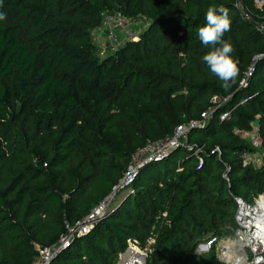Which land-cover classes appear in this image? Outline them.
Segmentation results:
<instances>
[{
	"label": "trees",
	"instance_id": "obj_1",
	"mask_svg": "<svg viewBox=\"0 0 264 264\" xmlns=\"http://www.w3.org/2000/svg\"><path fill=\"white\" fill-rule=\"evenodd\" d=\"M238 1L250 19L235 0H0V264H31L114 190L138 149L204 111L187 146L141 166L46 264H114L128 241L148 250L144 264H227L212 250L235 228L234 198L264 194V6ZM212 5L232 22L228 89L202 61ZM114 12L148 24L100 58L91 31ZM252 129L259 146L243 138ZM244 150L260 163L242 165Z\"/></svg>",
	"mask_w": 264,
	"mask_h": 264
},
{
	"label": "built area",
	"instance_id": "obj_2",
	"mask_svg": "<svg viewBox=\"0 0 264 264\" xmlns=\"http://www.w3.org/2000/svg\"><path fill=\"white\" fill-rule=\"evenodd\" d=\"M251 2L257 9H261L264 6V0H251ZM235 5L239 9L242 17L246 19L251 18L250 14L245 8H243L240 1L235 0ZM136 21V18H127L120 15L118 12L104 14L100 24L91 31V41L93 42L94 39V42H96L101 33L104 34V49L112 53L125 41L136 39L135 37L122 38L120 35L123 30ZM257 29L263 32L264 23L258 22ZM250 69L251 68L246 72L247 75L250 74ZM209 113L210 112L208 111L202 112L200 114L201 120L192 121L188 125H178L170 137L147 143L146 146L138 149L132 155L126 171L114 190L97 203L85 217L77 221L73 226H68L66 224V232L56 243L48 247L37 248V257L31 264H46L55 253L68 245L70 239L74 235L78 236L85 234L97 219H100L105 215V211L113 200L114 194L118 188L129 186L135 177L137 170L144 164L162 158L170 150L178 146H187L184 139L188 129L191 126L203 123ZM224 116L225 114H222L220 115V118L222 119ZM249 134V137L248 135L245 136L248 137V140L252 145L259 146V137L256 129L252 130ZM188 148L192 149L193 154L197 153L199 150V148H192L191 146H188ZM213 151L218 153V148L215 147ZM238 158L242 165L254 167L260 163L261 155L258 151L249 152L244 150L238 154ZM135 160H138L136 167H130ZM199 161L201 162V159H199ZM126 173L127 176H125ZM260 196H264V194L257 195L252 202H246L239 197L234 198V234L238 243L236 245L230 243L228 245L221 244L218 253L219 257L217 256V259L226 262L228 257L234 255L236 251L245 250V258L246 256L249 258L250 264H262L264 262V205L258 203ZM147 253L148 250L146 248H139L134 241H128L124 250L118 253L114 264H144ZM241 261L240 263L234 261L232 264H241Z\"/></svg>",
	"mask_w": 264,
	"mask_h": 264
},
{
	"label": "clouds",
	"instance_id": "obj_3",
	"mask_svg": "<svg viewBox=\"0 0 264 264\" xmlns=\"http://www.w3.org/2000/svg\"><path fill=\"white\" fill-rule=\"evenodd\" d=\"M7 19L6 13L0 12V21ZM206 24L198 28V37L205 46L211 45V50L202 57L213 75L223 83L224 89L230 88L239 74V61L232 55L233 45L223 39L224 34L231 30V19L228 9L212 5L205 15Z\"/></svg>",
	"mask_w": 264,
	"mask_h": 264
},
{
	"label": "rangeland",
	"instance_id": "obj_4",
	"mask_svg": "<svg viewBox=\"0 0 264 264\" xmlns=\"http://www.w3.org/2000/svg\"><path fill=\"white\" fill-rule=\"evenodd\" d=\"M147 24H148L147 20H145L144 18H138L135 23L131 24L125 30H123L120 35L122 38L123 37H125V38H128V37L137 38L139 33H141L146 28ZM104 36L105 35L101 33V35L98 37L96 42H94V39H93V44L95 46V52L98 55V57H100V58H103L104 56L110 54L109 51L104 49V43H103ZM214 101L217 102V99L216 100L214 99ZM252 130H254V129H252ZM249 135H248V137H249ZM248 137H243V138H248ZM184 140L186 141V137ZM137 162H138V160H135L130 167H136ZM125 176H127V173L125 174ZM124 187H126V186H124ZM121 188H123V186ZM121 188H118V189H121ZM258 195H261V194H258ZM262 197H264V196H262ZM229 243L232 245H236L238 243L236 241L234 229H232V231L229 235L221 237L216 241L215 246L213 247V250H212L215 253L216 257L217 256L219 257L218 253L220 251L221 244L228 245ZM201 245H204V246H201ZM209 247H211V246H209V243L199 244L195 250H196V252H206L209 249ZM245 254H246L245 250L236 251L234 253V255H230L228 257V259L226 260L225 263L232 264L234 261L236 262L237 259L234 256H238V258L240 257V259L242 260L241 264H250V260L247 256L245 258Z\"/></svg>",
	"mask_w": 264,
	"mask_h": 264
},
{
	"label": "bare ground",
	"instance_id": "obj_5",
	"mask_svg": "<svg viewBox=\"0 0 264 264\" xmlns=\"http://www.w3.org/2000/svg\"><path fill=\"white\" fill-rule=\"evenodd\" d=\"M258 203L259 204H263L264 205V197L260 196L259 200H258ZM236 257V263H240L241 259L238 258V256H235ZM239 260V261H238Z\"/></svg>",
	"mask_w": 264,
	"mask_h": 264
},
{
	"label": "water",
	"instance_id": "obj_6",
	"mask_svg": "<svg viewBox=\"0 0 264 264\" xmlns=\"http://www.w3.org/2000/svg\"><path fill=\"white\" fill-rule=\"evenodd\" d=\"M201 246H204V245H201Z\"/></svg>",
	"mask_w": 264,
	"mask_h": 264
}]
</instances>
